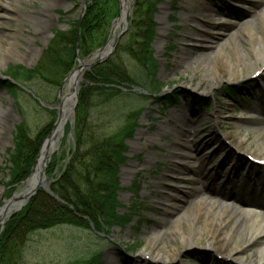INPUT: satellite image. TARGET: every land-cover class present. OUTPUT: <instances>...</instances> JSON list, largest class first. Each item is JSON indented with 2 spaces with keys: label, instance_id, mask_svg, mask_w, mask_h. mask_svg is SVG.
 Here are the masks:
<instances>
[{
  "label": "rangeland",
  "instance_id": "1",
  "mask_svg": "<svg viewBox=\"0 0 264 264\" xmlns=\"http://www.w3.org/2000/svg\"><path fill=\"white\" fill-rule=\"evenodd\" d=\"M132 1L129 0V3ZM190 2L191 0H159L154 14L156 26L151 46L156 62L155 79L161 84V96L180 92L177 105L168 106L153 97L137 96L134 92L128 97L117 96L103 102H100L99 95L94 94L90 98L87 127L96 135H108L116 131L126 124L127 117H134L135 108L141 107L136 117L134 133L126 139V161L118 172L119 188L116 192L118 205L115 210L117 214L125 215V219L109 225L102 224L98 232L90 227L68 224L33 231L22 247V257L17 264H82L91 256H98L100 264H242L224 255L218 256L207 249L206 242H212L215 236L212 237L206 232L201 234L197 244L191 246L184 247L178 243L177 238L171 236H164L158 240V243L162 241L167 243L169 249L175 246L179 250L175 259L156 261L141 253L147 243L149 232L171 229V219L174 216L178 217L177 210H184L187 214L195 213L192 201L198 195L205 194L211 197L215 204L217 201L236 200L237 196L231 194L216 196L209 192L208 188H212V185L216 187L220 181L225 183L227 193H237L240 199L243 197L264 201V167L258 168L245 158L247 156L245 151H236L230 144L234 136L244 137L246 148L254 150L264 143V130L260 133L243 132V125H253L259 122L258 119L263 118L253 112V116H248L245 111H254L256 107L257 110L264 112V65L257 62L262 70L257 76L255 75L258 72L253 74L247 66H243L239 81H225L207 95L196 88L198 85L202 89L206 88L204 80L212 77L210 69L212 58L200 53L212 51L222 38H226V31L235 28L227 26L211 39L209 46L192 49L185 41L201 33V25H208L206 18L197 10L199 2L205 7L209 5L212 10H220L224 15H234L235 18H230L233 22H236L234 19L252 20L254 33H258L253 16L254 10L245 4L226 0H197L189 5ZM44 4L43 0H0V77L8 78L4 74L10 66H22L26 69L34 67L52 37V30H66L67 19H76L79 16L80 0H51L49 5ZM42 9L45 10L46 16L45 19L41 17L43 21L40 19ZM58 11L65 14L61 16ZM119 13L120 10L115 17ZM30 17H34L36 22L30 20ZM121 29L122 22L113 30L114 39ZM128 32L129 23L106 58L114 54L128 71L139 76L138 65L125 51L128 46L125 43L130 40ZM245 34L246 30L238 31L235 40L247 50L249 47L244 39ZM12 35H15L18 42L17 56L5 48V39ZM254 38L253 36V43ZM118 43L125 48L116 49ZM226 52L231 55L232 49L226 48ZM78 55L80 59L85 58L79 53ZM90 62L92 61H85ZM76 66L75 59L72 69ZM84 72L85 69L81 71L79 83L83 81ZM251 77L253 79L250 82L248 78ZM50 79L53 83L57 81L58 73L52 71ZM11 82L15 87L9 93L0 86V198L5 195L7 189L6 158L16 124L22 121L29 137H34L40 128L53 120L52 129L57 115L55 107L59 91L61 90L62 95L66 93L63 80L59 86L39 78L25 84L16 79H12ZM240 86L244 88L237 100L224 95L225 88ZM202 99H206V102ZM75 108L72 110V121ZM215 110L221 113L213 114ZM227 113L237 116L239 120L229 119ZM176 115H179V118ZM188 115L197 122L196 130L185 129V132H181L178 130L176 119L182 118L186 121ZM71 118L67 119L54 152L62 149L60 145L65 137V126L69 124ZM159 127L165 128L167 132L156 135L155 130ZM223 134L228 137H224ZM184 138L183 145L180 140ZM64 147L69 153L72 147L71 139L65 141ZM230 150L227 161L220 165V161ZM179 151H186L191 156L185 159V162L184 160L179 162L178 160L182 161L177 159L180 158ZM200 161L203 163L202 174L194 171ZM49 162L50 160L45 170ZM216 173L217 177L214 176ZM218 173L222 176H218ZM45 178L47 179V176ZM25 188L26 185L19 186L15 192ZM196 188L200 191L194 193L190 191ZM8 198L0 201V206ZM170 210L173 212H168ZM228 210L235 211L232 207H228ZM194 223L197 227L203 228L204 221L201 217ZM217 225H213L212 229L221 245H224L225 253H229V249L234 247L236 241L243 247L241 257L249 259L251 254L257 252L253 248L245 249L243 237L240 235L244 228L242 223L234 229L227 221ZM180 227L184 232L189 231L184 222ZM231 233L233 235L229 237ZM157 250H160V246ZM199 251L204 254L203 257L187 255Z\"/></svg>",
  "mask_w": 264,
  "mask_h": 264
},
{
  "label": "trees",
  "instance_id": "2",
  "mask_svg": "<svg viewBox=\"0 0 264 264\" xmlns=\"http://www.w3.org/2000/svg\"><path fill=\"white\" fill-rule=\"evenodd\" d=\"M158 1L134 0L130 10V40L125 43L128 45L125 51L138 65L139 76L128 71L114 54L83 73L74 121L71 125L66 124L65 137L60 145L62 149L52 154L45 170L49 189L57 198L39 189L18 212L6 220L0 232V264H17L22 257V247L33 231L60 224L91 227L99 231L102 224L109 225L125 219V215H119L115 210L118 205V172L126 160V139L134 133L136 117L141 107L133 110L134 117L126 118L127 125L108 135H96L87 127L88 106L94 94L99 95L100 102H103L117 96L128 97L131 92L137 96L153 97L168 106L178 103L180 92L161 96V84L155 79L156 62L151 43L155 33L154 14ZM58 13L61 16L65 14L60 11ZM117 13V0L89 1L80 22L78 17L67 19L66 30H52V37L34 67L26 69L22 66H10L5 74L24 84L39 78L59 86L75 61L78 25L79 54L86 57L105 43L109 24ZM119 48L125 47L118 43L116 49ZM52 71L58 73V80L54 83L50 79ZM0 86L6 88L8 93L15 87L10 81H0ZM137 88L140 93L135 91ZM144 91L146 94H143ZM224 92L232 98L236 97L229 89L225 88ZM52 121L40 128L34 137L26 134L22 121L16 124L11 147L7 151L8 180L5 182V197H10L15 185L31 172ZM68 132H71L72 142L69 153L64 147ZM97 258L98 256H91L82 264H100Z\"/></svg>",
  "mask_w": 264,
  "mask_h": 264
},
{
  "label": "bare ground",
  "instance_id": "3",
  "mask_svg": "<svg viewBox=\"0 0 264 264\" xmlns=\"http://www.w3.org/2000/svg\"><path fill=\"white\" fill-rule=\"evenodd\" d=\"M51 0H43L44 3H50ZM219 1V0H218ZM232 3H242L245 4L249 9H253L254 20L258 27V33H254L252 28V20L245 21L244 19H234L233 22L230 18H235L234 15H224L220 10H212L210 6L205 7L200 2L198 5V12L200 15L206 18L208 25L203 26L201 29V33L193 36L192 39H186L188 45L194 49L198 47H205L211 44V39L220 34V31L225 30L226 27H234V29H230L226 31V38H222L215 46L212 51L209 52H201L200 54H204L206 56H211L212 64L210 65L211 72L213 73L212 77H208L204 80V84L206 88L202 89L200 85L197 86L196 90L204 93L211 94L213 90H216L223 84L225 81L236 80L239 81L240 74L243 66H247L250 71L255 74L256 72L262 71L260 67H258L257 62H261L264 65V0H226ZM197 0H191L189 5H192ZM129 0H121V14L116 21V25H119L123 20V13L128 6ZM203 3V2H202ZM260 4L262 6L260 7ZM257 7V8H256ZM164 9V8H163ZM44 13V14H43ZM45 19V12H42L40 19ZM30 20L36 22L34 17H30ZM43 21V20H42ZM45 21V20H44ZM39 23V22H38ZM223 26V27H222ZM241 30H246V34L244 39L248 43V49L245 50L243 45H240L236 42L235 37L237 36V32ZM255 37V41L253 43L252 38ZM113 38H111L112 40ZM110 40V41H111ZM233 41V43L231 42ZM231 48V55L226 52V48ZM5 48L13 55H18L17 48L18 42L15 35H12L5 39ZM80 71L75 70L69 77H67L65 81V95L71 91L73 87V83L79 78ZM261 74V73H260ZM253 113L262 116L263 118L258 119L259 122L250 125H243V132L246 133L248 131L260 133L264 130V112L261 110H257L254 107V111H245L246 115L253 116ZM220 111L215 110L213 114H220ZM180 115V114H179ZM179 115H176L178 117ZM229 119L239 120L237 116L231 115L230 113L226 114ZM183 116V115H180ZM239 117V116H238ZM179 118V117H178ZM67 120L66 114V105L61 107V118L58 122L57 127L53 131L49 140L45 144L40 154V157L35 166L32 177L26 182L25 191L28 190L34 182L39 180V170L43 161L45 160V156L48 155L52 149L58 146L59 139L62 137L60 128L62 127L64 121ZM188 120V121H187ZM187 122L184 119H176L178 121V130L181 132H185L184 130L195 131L197 122L191 117L187 116ZM217 123V121H215ZM188 123H191V125ZM194 123V124H193ZM236 123V122H235ZM193 124V125H192ZM238 124V123H236ZM240 124V123H239ZM238 124V125H239ZM156 135H160L162 133L167 132L165 128L159 127L156 128ZM179 136V135H178ZM224 137H228V135L223 134ZM181 144H185V138L181 139ZM232 147H234L238 151H245L247 155L252 157L253 159H257L259 161L264 162V143H261L258 148L255 150L252 148H246L245 138L241 137H232L230 141ZM245 146V147H244ZM191 155L186 151H179L177 159L179 162H185V159L189 158ZM203 163L200 161L194 171L201 173ZM131 167V166H130ZM187 168V166H186ZM202 174V173H201ZM217 177V173L214 174ZM218 176H222L218 173ZM226 178V177H225ZM225 181V179H224ZM228 182V181H227ZM209 192H212L216 196H225L227 194H231L232 196H237V193H227V187L225 183L220 181L216 187L208 188ZM191 192L200 191L199 188L196 190H190ZM207 192V191H206ZM205 192V193H206ZM249 192H247L248 194ZM248 196V195H247ZM236 197V198H237ZM239 198V202L235 200L228 199L226 201H215L211 199V197H207L205 194L198 195L193 201L192 204L195 205V213L187 214L184 210H177V216H174L171 220V229L170 230H154L149 232L147 235V243L143 247L141 253L145 256L150 257L156 261H168L170 259H175L179 253V250L174 246L173 249H169L167 243L162 241L158 243V240L163 239L165 236H171L178 239V243L182 246H191L193 244L198 243V239L200 238L203 232L208 233L210 236L214 237L215 240L212 242L207 241L206 247L211 250L216 255H224L226 258H231L233 261L242 263V264H264V201H255L252 198L245 199L241 197ZM173 204V203H172ZM171 205V204H170ZM228 207H232L235 211H229ZM12 206H7L6 209H12ZM173 212V210L168 211ZM6 211L0 212V220H2L3 215ZM202 218L203 228H199L195 225V220L198 218ZM225 221L231 224L232 229L236 228L239 223L243 225V232L240 234L243 237V245L246 248H253L257 252L251 254L250 258L241 257L240 253L243 250V247L238 245V241L235 242L234 247L229 249V253L224 252V245H221L218 238L216 237V233L213 231V225L218 224L217 226L223 224ZM186 223L189 231L184 232L180 224ZM232 233L228 235L232 237ZM160 246V250L157 248ZM170 255L172 256L170 258Z\"/></svg>",
  "mask_w": 264,
  "mask_h": 264
},
{
  "label": "water",
  "instance_id": "4",
  "mask_svg": "<svg viewBox=\"0 0 264 264\" xmlns=\"http://www.w3.org/2000/svg\"><path fill=\"white\" fill-rule=\"evenodd\" d=\"M89 0H81V4L79 6V13L80 15H82L84 13V10H85V5L86 3L88 2ZM118 4H119V10L121 11V0H118ZM131 7V4L128 3V6L126 7V10L125 12L123 13V21H122V29L121 31L118 33L117 37L115 39H112V34H113V30L115 28H117L118 25H116V21H118V18L121 14V12L112 20L111 22V25H110V28H109V34H108V37H107V40L105 42V44L100 47V48H97L96 50H94L90 56L84 58V59H79L78 57V48H79V44H78V39H79V26H78V33H77V37H76V58H77V66L71 70L68 74V77L75 71V70H78L81 71L83 69H88L90 68L92 65L96 64V63H99V61H102L104 60L113 50L115 44H116V41L117 39L119 38L120 34L125 31L126 27H127V22H128V17H129V9ZM111 40V41H110ZM86 60H91L92 62L90 63H85ZM6 79H9V78H6ZM67 79V78H66ZM65 79V81H66ZM81 80V74L79 76V78L73 83V87L71 88V91L68 92L65 96L66 97H63V95L61 94V90L59 91V94H58V103L55 107L56 109V120L52 126V129L50 131V133L47 135V137L44 139L40 149H39V153L37 155V157L35 158L34 162H33V165H32V170H31V173L26 177V179H24L22 182H21V185H26V182L32 177L33 175V172H34V169H35V166L37 164V161L40 157V154L42 152V149L43 147L45 146V144L47 143V141L49 140L50 136L52 135L53 131L55 130V128L57 127L58 125V122L61 118V107H63V105H66V114H67V119L68 118H71L72 116V110L75 108L76 104H77V98H78V92H79V89H80V85H79V81ZM248 81H252V80H248ZM255 81V80H253ZM234 88V87H233ZM237 88V87H236ZM239 95L242 93V92H238ZM201 100V99H200ZM204 102H206V99H202ZM73 118H71L69 120V122H72ZM66 120L64 121L62 127L60 128L61 130V134L63 133V127H64V124H65ZM67 136H70V133H68ZM56 149V147L54 149L51 150V152L45 156V160L43 161L42 165H41V168L38 172L39 174V180L37 182H34L32 184V186L28 189V190H22L20 192H16L12 195L11 198H9L8 200L4 201V203L2 204V206L0 207V212L2 211H6V213L3 215L2 217V220H0V231L4 225V222L12 215L14 214L15 212H17L19 209H21V207L26 203V201L33 195L36 193V191L38 189H44L47 193H49L51 196H53V194L51 193V191L49 190V187H48V184H47V181H46V178H45V166L47 164V162L50 160V155L51 153ZM237 151V150H236ZM231 153V150L225 155V157L220 161V165H223L227 159H228V155ZM239 157V156H238ZM245 158L250 161L251 163L253 164H256L258 168H263L264 167V163H261V162H257L255 160H253L249 155L245 156ZM19 194L21 195L19 197ZM55 197V196H54ZM56 198V197H55ZM2 200V198L0 199ZM7 206H12L13 208L12 209H6ZM188 256L190 257H194L195 255H204L202 253L199 252H190V253H187ZM203 257V256H202ZM152 264V263H150Z\"/></svg>",
  "mask_w": 264,
  "mask_h": 264
},
{
  "label": "flooded vegetation",
  "instance_id": "5",
  "mask_svg": "<svg viewBox=\"0 0 264 264\" xmlns=\"http://www.w3.org/2000/svg\"><path fill=\"white\" fill-rule=\"evenodd\" d=\"M41 11L44 12L45 10L44 9L40 10V13H41Z\"/></svg>",
  "mask_w": 264,
  "mask_h": 264
}]
</instances>
